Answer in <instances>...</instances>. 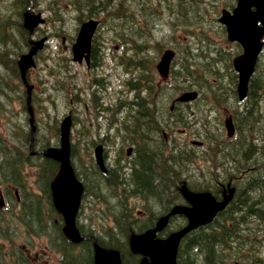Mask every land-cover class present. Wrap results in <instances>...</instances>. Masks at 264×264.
Wrapping results in <instances>:
<instances>
[{
    "label": "rangeland",
    "instance_id": "obj_1",
    "mask_svg": "<svg viewBox=\"0 0 264 264\" xmlns=\"http://www.w3.org/2000/svg\"><path fill=\"white\" fill-rule=\"evenodd\" d=\"M71 1L73 5L71 4ZM94 1L96 0H25V7L23 9L22 4L18 5L16 3L14 5L15 0H11L12 4H10V0H0V20H3V22L9 20V24L7 25L9 27H13L16 32H19L17 24L20 23L22 26L23 12L27 9L29 4L32 5L29 10L32 9L34 13H39L45 20L44 23L38 27V32L40 33V37H49L44 46L46 48L40 53V57L36 58V65L28 71L29 83L34 87L40 86L36 87L34 91L42 90L44 92L41 96L36 92L35 95L33 94L34 97L32 98V108L34 110L33 125L35 127L34 132L36 133L34 137L35 141H37L34 143V149L41 150L44 146L55 148L59 145L57 127L59 126V122H61L69 112L71 114L70 148L74 152L73 164L76 167L75 172L77 175H84L88 179V181L84 183V205L79 216V220L83 223V220L86 219V223L89 221L92 228L96 229V232H99L104 228H116V223L113 219L108 218L105 221L103 219L105 215L102 211V206L105 205V203L109 204L108 210L111 212H117L118 210L120 211V209L122 211L124 209L131 212L128 214V220L132 222L133 225L137 224L141 227V224L147 221L145 218H139L141 215L137 210H139L140 207L145 208L148 213L152 211L153 214H157L165 207V205L162 206V204H165L164 202L167 203L174 200L173 197L169 195L171 192L170 190L160 194L159 197H156L157 200L155 201H145L144 198L132 194L131 188L128 186L125 187V189H127L126 195V191L121 190L119 185L117 186L115 192L104 182L105 180H103V182L100 180L93 182L91 180L92 172L90 171L91 169H88L87 163L90 159V163L92 164V154L97 144H101L103 146V152L101 153L103 154L104 165L106 168L108 166L111 168L114 167L117 154L118 157L123 156L124 161H130V159L125 158L126 155L124 152H126V149L131 146L128 143V138H133L131 136L133 124L130 122H134V119L137 117H135V115H138L137 113L140 111L139 104L141 105V100L145 103L144 106L147 105L150 110H153L152 106L158 108V120L153 119V123L156 124V128L165 125L167 128L165 132L166 138L163 142L158 138V136L144 130L143 134L147 132V135L144 137L145 144L147 145L148 142L152 141L150 142V145L152 148H155V152H159L162 149L165 154L168 153L167 151L169 149H173V151L177 150V152H173L169 158L174 157L175 159H178V157L184 155L185 152L183 151L194 152L197 156L200 155L203 153L202 150L205 149V146H207V142L205 141L206 138L215 141L213 145L221 148L225 145L235 144L237 137L232 139L228 135L226 136L223 126L219 127L220 121L224 122L227 113L221 107H218V110L211 109L208 103H204L206 100H204L203 97L197 102H192L190 105H187L188 107H183V105H180L182 107L177 105L175 107L170 106L171 111L168 114L167 106L168 104L171 105V103L168 102V94H172V92H166L165 97L158 102H152V106H150L145 99L137 97L135 93L133 94V92L130 91V84H132V81L129 80L132 73L127 70L124 60L120 58V53L123 52L122 49L126 51V56H130L132 54H129L128 48L126 49L124 45H122V42H118L114 38L110 37L112 34L108 29H106L108 33L103 29L100 31L104 38L101 39L102 42H99L100 46L98 52L100 53V63L98 65H94L93 68H88L85 64H81L79 66L76 65V63H71L69 44L70 38L74 40L77 28L80 24L78 16L87 14L91 9L90 7L93 6ZM223 2L224 0L163 1L164 8L172 5H176L179 8L178 14H172L170 17L168 15L169 13L164 9L161 13V17H163L164 20L163 23L159 20L157 21L159 16L154 12V6H152L151 9L153 10V15L148 17V20L146 21L149 23V26H156L154 29L155 31L159 30V32H161V39H156L150 32H142L141 34L137 33L138 43H143L144 51L141 56L152 59L156 55L158 48H160V52L164 48H170L168 45H171V42H188L192 49L186 47L185 43L181 44L182 49H180H187V51H189L188 59H190L192 55L196 56V52L199 54H206V44L208 42L211 46L219 47V49L228 47L232 48V45L223 41L221 32L217 35V26L219 25L216 21L213 23V18L218 17L221 9L224 8ZM226 2L227 1L225 0V3ZM186 4L187 6H185ZM188 5L193 8L192 11L195 12V15L196 11L198 14H201V11H204L205 20L202 19V16L199 17L201 20L196 17L198 23L191 20L189 18V13L187 15L185 9V7L189 8ZM11 7L13 8L12 10ZM132 8L137 9V5H133ZM181 10H183V12L179 13ZM20 12L21 16L19 15ZM214 12L218 13V16H214ZM186 17L188 20L181 22H188L189 29L194 26H201L204 28L210 27V32L205 31L207 34H210L215 41L207 40L199 35L196 37L189 36L187 34L186 37H183L178 31H176L172 37L171 24L175 23V21L180 18H182L181 20H185ZM166 21H168V23ZM129 26L131 28V25ZM200 30L202 29H198L196 31ZM36 36L37 35L34 37L36 38ZM155 40L160 43L159 47L157 45L148 44L152 42L154 43ZM15 57H17V55ZM63 57H65L64 60ZM260 57L262 61L261 64L264 68V49L262 50ZM157 61H155V65ZM64 63L67 64L68 74H66L63 67ZM155 65V74L158 79L161 80V77L156 72ZM52 70L54 74H58L60 76L59 80H62L64 71L65 74L68 75L67 80L63 83V87L65 88L59 87L60 84L53 86V75H48L49 72L52 73ZM174 77H176V73H174L171 78L173 82L177 80L174 79ZM0 80L1 91H7L5 93L12 96L11 101H9L6 106L5 103L3 104L2 102V105H0V123H2L0 126V140L4 138L3 136L5 134H7L9 137L13 138L12 141H18L21 137L17 131L18 128L21 129L22 127L23 129L25 127L26 116L22 113L18 115V112H21L20 110H22V108L20 99L17 100L16 96L17 94L21 95L23 93V87H21L19 80L14 77L12 79V83L18 88L15 93L9 91L7 88H9L10 85V78L8 77V72L1 65ZM44 83L47 84L48 87L45 86ZM188 85H190V87L193 85L192 87L196 89V84L194 82L193 84ZM182 86H185V84ZM43 87H46L47 90L45 91ZM205 88L206 90L209 89V85H206ZM261 94L264 98V90L261 91ZM223 98L224 102H228L233 99H229L227 93L223 95ZM92 99H94V101ZM120 100H127L130 103L127 111L121 112L119 110L117 111L116 109H112L111 112H109L102 108V104L104 103L105 105L111 106V104L115 102L118 105ZM161 101H163L164 104L160 106L159 104ZM200 101L201 103L199 104ZM86 106L88 109H86ZM90 106L95 107V109H90ZM178 107H180L181 110ZM209 112L212 113L209 114ZM252 127L260 130L261 128H264V123L260 122L258 125ZM140 132L142 133V131ZM132 135L138 137L136 134ZM138 135L142 136V140L143 135ZM192 141H202V148L197 147L198 145H192ZM167 142L174 144L173 148L169 147ZM24 144L28 146L26 141ZM0 145L10 147V143L8 142H0ZM17 145L20 146V143L18 142ZM145 148L146 147L141 149ZM118 152H123L124 154ZM178 152H180V156H175ZM211 152H217L216 148H212ZM0 154H2V158H0V167L5 168L7 167L6 162L9 163L6 153L0 152ZM21 158L22 162L27 160L26 165L20 172L24 189L28 192V194L34 193L41 196L46 180L41 177L40 170L43 172L41 164L45 161V159L28 157L22 153ZM165 161L167 160L165 159L160 163H164ZM76 164L79 165V168ZM189 164H191V166H189L188 174L192 175V178H195L194 181H192V187L194 186L193 184H196L197 175L202 178L206 177L207 180H211L210 184H214L216 176L212 172L214 169L210 167V163L196 158V160L193 159ZM44 166L46 167V165ZM124 167L123 173L125 175V179H128L130 174L129 167ZM97 173L98 172L93 171V175L97 176ZM221 173L226 176L229 174L225 171H221ZM187 179L189 178L187 177ZM198 181L200 182V179ZM122 193H124V195ZM179 200L180 199H178V201ZM17 213V209H15L14 215L16 216ZM120 218H122V216L118 219ZM182 223L183 222L180 219L171 221L167 230L176 229ZM249 223L253 229V225H255L257 221L253 218L249 219ZM262 224L263 226L257 225L259 230L258 232L253 229V233H255L258 238L257 243L259 246L260 244L264 246V235H261L264 234V223ZM18 227L19 230H16L14 226H12L9 230L14 232L17 238V240H11L13 245L10 246V244H4L6 248L0 249V255H5L4 258H1L4 262H7V264H13L12 262L14 259L15 264H27L26 261H29V264H67L65 263V257L58 254L57 248L50 245V243H47L46 238H38L34 231L31 229L29 230L23 224ZM247 227L248 226H246V228ZM23 230L26 231L24 239L21 233ZM28 232L32 233L34 236H29ZM0 234L5 237L4 231L0 232ZM261 248L263 249L261 250ZM260 250V255L263 256L264 262V247H260L259 251ZM237 252L238 250L235 247L231 250L230 254H237ZM237 255L239 256V254ZM251 261H253V259H251ZM228 264L242 263L234 258L229 260Z\"/></svg>",
    "mask_w": 264,
    "mask_h": 264
},
{
    "label": "trees",
    "instance_id": "obj_2",
    "mask_svg": "<svg viewBox=\"0 0 264 264\" xmlns=\"http://www.w3.org/2000/svg\"><path fill=\"white\" fill-rule=\"evenodd\" d=\"M24 2L25 0H15L14 5L16 3L18 5L22 4L24 9ZM159 2L160 0H96L87 13L88 18L102 14L100 20H102V23L106 21L103 28L105 27V30L108 29L111 31L112 36L110 37L121 41L122 45H124L126 49L130 47L132 55L121 57L125 61L126 68L128 70L130 69V71L143 69L146 59L141 56L143 49L137 42H135L137 35L134 31H132L129 25H132L135 20L142 19V26L140 28L144 33L150 32V26L146 20H148V17L153 15V10L154 12H159ZM10 4H12V2ZM133 5H137V9H133ZM152 6H154L153 10L151 9ZM185 6H187V4ZM168 8L170 9H168L170 13L173 14L174 10H177L176 14H178V6L172 5ZM185 9L187 15L189 13V18L198 23L196 17L200 19V14L196 11L195 15L191 6ZM182 12L183 10L179 13ZM19 15L21 16V12ZM79 16L81 17L83 15ZM181 19L182 18H180L175 25L182 26V31L186 33L188 29V22L181 21H187L188 18L186 17L185 20ZM8 21L9 20L3 22V20H0V65L8 72V77L10 78V85L7 89L12 91V93H15L18 87L12 83V79L14 77L19 79L16 60L18 55L28 49L30 45L28 43L27 30L24 29L20 23H18L19 32H16L13 27H9L7 25L9 24ZM189 30H195V28H190ZM98 40L99 35H96L91 54L92 65L97 63L96 42ZM234 52L235 51H231V54L219 53L217 55L219 62L208 59L207 61H210L211 63L207 62L205 65L196 63V69L194 67H187L185 70L183 69V71H180L179 81H183V78H186L188 84H193L194 82L197 89L200 91V95H203L204 93L210 95L212 98L211 100H213L211 103H214L215 105H218V102L220 101L224 103L223 95L226 93L229 99L233 98V100L236 101V75L230 66V56L233 57L235 54ZM16 55L17 57H15ZM187 58H189V56ZM200 58L203 57L201 56ZM261 63V57H259L256 65V72L251 76L249 81L246 103L243 106H238L239 104H237L234 108V120L238 131L236 143L232 144V146H222L220 150H218V146H216L217 152H211L208 144L212 145L215 141L206 138L205 141L207 142V146L204 149L205 152L198 156L196 155V158L210 163V167H221L223 171L229 173L227 176L222 173H213L216 177L214 179V184H210L211 180H207L206 177L202 178L197 175L196 184H193L194 186L192 187V181H194L195 178H192V176L188 174L187 165L195 159L193 153L185 152L184 155L180 156V152H178L175 156L180 157L175 159L174 157L169 158L170 155L173 154V152H170L168 156L164 158V160L166 159L167 161L160 163L162 162L163 150L161 149V151L155 152V148H152L150 145V142L152 141L148 142L146 145L144 137L148 132L158 136L161 140V129L163 128L165 130L166 125L156 128V124L153 123V119L158 120L159 110H156L155 107L151 105L153 98L150 97L149 94L144 97H140L139 95L141 91L140 86H153V83L151 82L153 78L151 79L148 73H144L140 86L139 83H132L130 84V87L133 88L135 92L137 90L135 95L145 99L147 103L152 106L153 110H150L147 105L144 106L145 103L141 100V105L139 104L140 111H138V115H135V117H137L134 119V122L131 121L133 124L131 135L136 134L138 136V140H131V143L135 145L134 149L137 152V160L131 168L129 177L128 179L121 177V172L117 167L109 169L108 173L105 175L98 172L97 176H95L93 175V171L95 170L93 166H91V180L93 182L98 180L103 182V180H105L104 182L115 192L117 186L119 185L121 190L126 191V195L127 189H125V187L128 186L131 188L132 194L144 198L145 201H155L157 200L156 197H159V195L165 193V191L168 192V190L171 191L169 195L172 196L174 200H178L177 196L180 194V186L177 184H182L183 182L190 192H209L213 196L218 197V195H220V191L222 190L220 185L223 184L222 187H225L226 189V183L229 182L228 179L239 174H234L236 171L240 172L248 166L257 165L256 162L252 161V156L254 154V160L260 157L262 162L259 164L264 165V128L260 129L261 131L259 132L260 134H258L257 142L250 136L246 135V132L249 130L247 129L249 125L253 126L256 122L261 121L259 120L260 118H264V113L262 114L261 109L262 106L264 111V98L261 96V91L264 90V68ZM196 70H199L202 74L205 73L206 75H196ZM220 70H224L225 73H220ZM54 75L56 76V79L60 78L58 74ZM55 83L60 84V86L63 87L64 78L62 77V80L60 81L56 80ZM56 84H54V86ZM206 84L211 85V91L204 89V85ZM1 90L2 89L0 88V102L3 101L2 103L4 104L11 101L12 96L8 93L6 94L5 92L7 91L4 92ZM155 93L158 95L160 90L157 92L155 91ZM22 97V94H17L16 96L18 99H22ZM162 98L164 97H160V99ZM128 104L130 103L128 102ZM144 130L147 131L145 134H143ZM140 131H142V133ZM19 132L22 133L23 138L27 135L23 131ZM138 134L143 135L142 140V136ZM144 147L146 148L141 149ZM71 152L73 155L72 149ZM11 159V162L8 159L9 163H7V167L0 169V173H3L2 175L9 181H17L18 176L16 178L12 176L14 175V172L11 171L12 163L19 166L22 161L19 158ZM49 163L53 168L55 167L54 162ZM116 166H118V164H116ZM181 168H183L182 172H180ZM42 170L43 172L41 177L51 178V176H53L52 170H50L48 164H46V167L43 166ZM187 177L189 179H187ZM246 178L248 179L244 180L243 178L239 182L230 181L232 182V186L235 191L232 198L229 200L227 207L210 224L205 227L197 228L196 231L188 235V241L181 245L182 248L180 246L183 253L181 252L182 255L178 256L176 264H195L194 259L186 256L189 252L193 253L194 250H196V264H228V261L234 258L241 261L242 264H262L260 252L258 253V250H254L252 244L249 243V240L252 238V236L249 238L250 234L253 233H251L248 228H243V226L248 225L249 219L253 218L256 219L257 224L263 226L264 171L257 177L252 174H247ZM199 179L200 182L198 181ZM164 180L166 184L164 183ZM86 181H88L87 178L84 182ZM122 194L124 195V193ZM11 196L14 197L13 194H11ZM28 199L31 204L22 205L19 212L21 215L19 217L20 221H22L29 230L31 229L35 233L38 222L40 226H42L41 229H39L40 234L46 235L49 239L51 237L53 242L51 244L62 251V255L65 257V263L92 264L91 241H84L83 249L87 250L85 253L83 252L82 254L80 250L78 253H75L74 250L76 246L70 245L65 241L64 236L60 231V226H58L56 230L52 227L53 232H50L49 225L53 224L51 217L54 214L52 208L49 206L48 209H45V204L43 202L31 197ZM42 208L44 209L42 210ZM129 213L131 212L124 209L123 211L120 209V211L118 210L117 212H111L110 210H108V212H104V215H107V217L111 216L113 218L116 223V228H107L102 235L96 236L98 243L101 246L120 252L121 260H123L122 264H132V260L138 261L129 246L131 233L135 230V226L127 218ZM120 216H122V218L118 219ZM46 220H49V223ZM235 247L238 250L237 254H239V256L236 253L230 254L231 250ZM70 252H72V254ZM251 259H253V261H251ZM26 263L28 264L27 261Z\"/></svg>",
    "mask_w": 264,
    "mask_h": 264
},
{
    "label": "water",
    "instance_id": "obj_3",
    "mask_svg": "<svg viewBox=\"0 0 264 264\" xmlns=\"http://www.w3.org/2000/svg\"><path fill=\"white\" fill-rule=\"evenodd\" d=\"M254 8V10H252ZM24 27L32 29L42 22L39 15H31L28 12L24 14ZM220 21L225 24L227 38L237 41L242 47V54L233 60L234 69L238 72L237 93L239 99H242L247 90V83L253 71L257 55L262 47L261 38L264 34V0H237L232 13L223 10ZM97 25V21L90 19L81 24L77 33L75 42L72 44L73 61L81 62L82 58L87 62L90 51V43ZM34 44L18 62L19 70L23 82L28 67L32 64V56L41 48L42 42ZM170 52H165L157 65L160 73L165 74L168 63L171 58ZM26 84V83H25ZM29 92V87H27ZM194 93H188L181 96L180 100H186L194 97ZM29 101V93H28ZM69 126L70 121L65 119L61 126V148L52 149L44 152V155L60 162V173L51 184L53 202L57 210L63 215L65 221V235L73 242H78L82 238L75 228V216L78 209L80 196L82 194V184L75 178L73 170L68 160L69 156ZM227 133H232L230 121L226 122ZM95 159L101 170H105L102 164L101 152L102 146L95 148ZM195 204L193 209L186 207H175L173 213H183L188 218V224L185 228L170 234L165 240L153 243L152 238L155 231H159L166 223V218H161L154 230H149L132 242V248L141 249L145 252H151V262H142L141 264H175V255L180 238L188 231L198 226L209 223L217 212L221 211L226 205L227 199L223 202L216 201L210 194L187 195ZM153 243V244H152ZM95 255L94 264H120L118 254L103 249L94 244Z\"/></svg>",
    "mask_w": 264,
    "mask_h": 264
},
{
    "label": "flooded vegetation",
    "instance_id": "obj_4",
    "mask_svg": "<svg viewBox=\"0 0 264 264\" xmlns=\"http://www.w3.org/2000/svg\"><path fill=\"white\" fill-rule=\"evenodd\" d=\"M37 154H39V152H37ZM34 155H35V154H34ZM36 156H37V155H36ZM40 158H41L40 156L37 157V159H40ZM45 158H46V159H45L46 162H56V160H53L51 157H48V158L45 157ZM56 163H57V162H56ZM165 168H166V167H165ZM235 178L238 179L239 177H235ZM164 183L166 184L165 180H164ZM230 186H231L230 183L227 182V183H226V188H227L226 190H227V192H228V190H229V193H230V195L232 196V190L230 189V188H231ZM15 194H16V192H15ZM224 195H226L225 187L220 191V195H218V199H221ZM231 196L229 197V199L231 198ZM179 197H180V200H179V201H173V204H169V202H167V203L164 202L165 204H162V206L165 205V207H164L161 211H159L157 214H153L152 211H150V213H148V211H147L145 208H144V210H142V209L137 210L138 213L141 215L139 218H145L147 222L141 224V225H142L141 227L138 226L137 224H135L134 226H135L136 228H135L134 231H132L131 236L141 234V233H143L144 231H147V230H149V229H151V228L156 227V226H157V223L160 222L159 219L162 218V217L166 218V220H167V224H166V226H165L164 228H161L160 231H157V232L155 233L154 239H164V238H166V237H167L172 231L178 229V227H177L176 229L167 230V227L169 226V224H170L171 221H174V220H176V219H180V220L183 222L180 226L186 224V223H187V218L185 217V215H183V214H177V215H174L173 212H172L171 209H170V206L176 204V205H181V206H186V207H188V208H191V207H193V203H192L190 200L186 199V198H185V195H184V194L182 195V193H180V196H179ZM49 200H50V206H51L53 212H54V213H58V212L56 211V209L54 208V206H53V204H52V201H51V199H50V191H49ZM16 202H17L16 204H18V208H20L21 205H30V204H31L30 201H28V200H26V199H20L19 197L16 198ZM4 205H6V202H4L3 205L0 204V209H1V208L3 209ZM145 211H146V212H145ZM78 213H79V212H78ZM78 213H77V215H76V227H77V230H78L80 236H82L84 239L81 240L80 242L73 243V244H75L74 246L77 247V250H80L81 253L83 254V252L85 253V252L87 251V250L83 249L84 241H91L92 250H93V240L91 239V237H93V235H89V233L92 232V231H89L88 228H86V226L83 225V223H81V222L79 221V218L77 219V216H79ZM57 216H58V218H61V219H62L60 213H58ZM58 218H54V219H53V224H51V226H52L55 230H56L57 227L59 226ZM84 224H87V223L85 222ZM180 226H179V227H180ZM138 227H140L141 229L138 228ZM60 231L62 232L65 241H66L68 244L73 245V244L69 241V239L64 235V232H63V229H62V228L60 229ZM92 233H93V232H92ZM96 240H97V239H96ZM97 241H98V240H97ZM181 248H182V246H181ZM75 249H76V248H75ZM59 251H60V253H59V252H57V253L62 255V254H63L62 251H61V250H59ZM65 251H66V250H65ZM74 252L76 253V250H74ZM132 252H133L134 255L136 256V259L138 260V261H136V260H132V264H138L139 261H140L142 258L145 257V255L142 253L141 250H138V251H136V252L132 251ZM179 252H181V249H180ZM70 253L72 254V252H70ZM146 258L149 259L150 256L147 255ZM122 261H123V260H122ZM88 262H89V261H88ZM87 264H88V263H87ZM92 264H93V256H92ZM121 264H122V263H121Z\"/></svg>",
    "mask_w": 264,
    "mask_h": 264
},
{
    "label": "bare ground",
    "instance_id": "obj_5",
    "mask_svg": "<svg viewBox=\"0 0 264 264\" xmlns=\"http://www.w3.org/2000/svg\"><path fill=\"white\" fill-rule=\"evenodd\" d=\"M31 6H32V5L29 4V6L27 7V9H30ZM183 7H184V6H183ZM185 8H186V7H185ZM187 8H188V7H187ZM12 9H13V8L11 7V10H12ZM27 9H26V10H27ZM11 10H10V11H11ZM4 14H5V13H4ZM137 17H138V16H137ZM8 22H9V21H8ZM196 23H197V22H196ZM22 27H23L24 29L27 30V28L24 27V21H22ZM105 35H106V34H105ZM259 57H260V56H259ZM259 57H258V59H259ZM17 69H18V68H17ZM120 86H121V85H120ZM218 90H219V89H218ZM198 91H199V89H198ZM199 92H200V91H199ZM235 93H236V92H235ZM42 182H43V181H42ZM182 184H184V182H183ZM190 195L194 196V195H196V192H191Z\"/></svg>",
    "mask_w": 264,
    "mask_h": 264
}]
</instances>
